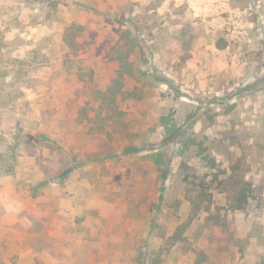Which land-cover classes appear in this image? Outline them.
Listing matches in <instances>:
<instances>
[{"label": "rangeland", "instance_id": "1", "mask_svg": "<svg viewBox=\"0 0 264 264\" xmlns=\"http://www.w3.org/2000/svg\"><path fill=\"white\" fill-rule=\"evenodd\" d=\"M0 194V264H264V0H0Z\"/></svg>", "mask_w": 264, "mask_h": 264}, {"label": "crops", "instance_id": "2", "mask_svg": "<svg viewBox=\"0 0 264 264\" xmlns=\"http://www.w3.org/2000/svg\"><path fill=\"white\" fill-rule=\"evenodd\" d=\"M11 205L7 206L6 202L1 201V194H0V207L5 209L4 214L0 217V230L10 229V227L18 223L19 214L16 209L13 210L11 209ZM20 251L24 255H29V253H31V250L29 248L26 249L20 248Z\"/></svg>", "mask_w": 264, "mask_h": 264}, {"label": "trees", "instance_id": "3", "mask_svg": "<svg viewBox=\"0 0 264 264\" xmlns=\"http://www.w3.org/2000/svg\"><path fill=\"white\" fill-rule=\"evenodd\" d=\"M226 47V43H223L220 48H225ZM122 77V73H119V76H118V79L116 81H119V79H121ZM238 205H236V208L237 209H241L242 208V205H241V202H242V198L240 197V199L238 200ZM191 219L188 220V222H190ZM189 224V223H188ZM188 224L186 223L185 225H181L179 228H181V230H179L180 232L179 233H176V235H174V239H179L180 238V233H182V231L188 226ZM202 261H196L195 264H201Z\"/></svg>", "mask_w": 264, "mask_h": 264}]
</instances>
